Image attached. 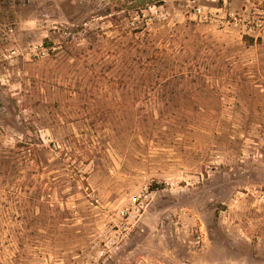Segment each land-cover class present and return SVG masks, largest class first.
<instances>
[{
  "label": "rangeland",
  "instance_id": "1",
  "mask_svg": "<svg viewBox=\"0 0 264 264\" xmlns=\"http://www.w3.org/2000/svg\"><path fill=\"white\" fill-rule=\"evenodd\" d=\"M0 264H264V0H0Z\"/></svg>",
  "mask_w": 264,
  "mask_h": 264
},
{
  "label": "trees",
  "instance_id": "2",
  "mask_svg": "<svg viewBox=\"0 0 264 264\" xmlns=\"http://www.w3.org/2000/svg\"><path fill=\"white\" fill-rule=\"evenodd\" d=\"M164 26H166L165 23ZM139 29L147 31V25L143 23L141 24V26H139ZM139 29L129 30L131 31L130 34L132 36H131V46H129L130 48L128 55L129 58L131 59V62H133V68L131 66L132 70H134L135 66L141 67L143 64V60L160 62V61H167L169 58L179 59L183 55L185 51V48L183 46H181L177 50V52H172V50H167L165 49V47H163L162 49L158 48L155 46L154 42H150L147 36H145L143 40V38L141 37V30ZM145 35H148V32H146ZM43 47L45 49L51 50L52 42H49L47 39L44 40ZM145 72L146 74L143 80L142 79L139 80L134 77L132 81L133 83L135 81H140L142 83V86L147 88L148 92L155 90V94H159L157 92L158 89L160 88L162 80L168 79V81H170V79L177 78L182 83L186 80V78L191 77L192 73H194L190 70H185L183 68V65L181 64L178 67L173 66V68H171L168 71V74H164L163 76L159 75V72L157 73L155 72V67L151 69H145ZM133 74L134 73H132V75ZM198 75H200V73H198ZM135 86L136 85H133L132 89H135L136 88Z\"/></svg>",
  "mask_w": 264,
  "mask_h": 264
}]
</instances>
